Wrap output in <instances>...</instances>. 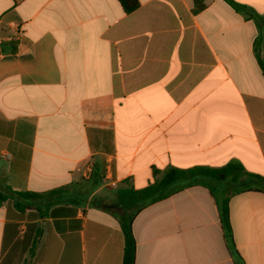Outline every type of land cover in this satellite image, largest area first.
I'll return each instance as SVG.
<instances>
[{
  "label": "crops",
  "instance_id": "0c3cea01",
  "mask_svg": "<svg viewBox=\"0 0 264 264\" xmlns=\"http://www.w3.org/2000/svg\"><path fill=\"white\" fill-rule=\"evenodd\" d=\"M233 1L257 18L224 0H0V264H122L101 190L231 161L264 177V0ZM229 218L241 264H264V193L231 196ZM131 230L135 264H235L201 183Z\"/></svg>",
  "mask_w": 264,
  "mask_h": 264
},
{
  "label": "trees",
  "instance_id": "16d2710c",
  "mask_svg": "<svg viewBox=\"0 0 264 264\" xmlns=\"http://www.w3.org/2000/svg\"><path fill=\"white\" fill-rule=\"evenodd\" d=\"M125 14H131L139 7L138 0H117ZM235 10L244 13L248 18H257L251 14L247 8L233 0H224ZM195 10H202L204 5L201 0H194ZM94 180V179H93ZM98 180H94L93 185H97ZM201 183L206 186L211 195L215 198L219 212V219L223 231V237L227 249L235 264H241V259L235 250L233 232L229 218V199L231 196L245 192L264 193V177L251 174L245 171L243 166L236 161H231L218 168L193 167L188 169L168 168L153 184L135 190L131 187L118 188L115 191V199L108 205L105 211L113 215L123 232L124 247L122 264H135V240L131 230V223L135 216L145 207L160 202L175 194L182 188ZM229 185L228 194L218 196L216 188L219 185ZM52 194V193H49ZM14 205L18 209L25 206L19 200H26L38 195L31 193H15ZM9 197L0 191V205L7 201ZM119 208V210L117 209ZM39 243V236L33 243V247Z\"/></svg>",
  "mask_w": 264,
  "mask_h": 264
},
{
  "label": "rangeland",
  "instance_id": "374dc122",
  "mask_svg": "<svg viewBox=\"0 0 264 264\" xmlns=\"http://www.w3.org/2000/svg\"><path fill=\"white\" fill-rule=\"evenodd\" d=\"M114 193L115 191L101 190L98 192L97 197L102 198V199H105V198L110 199L114 196Z\"/></svg>",
  "mask_w": 264,
  "mask_h": 264
},
{
  "label": "water",
  "instance_id": "95a60500",
  "mask_svg": "<svg viewBox=\"0 0 264 264\" xmlns=\"http://www.w3.org/2000/svg\"><path fill=\"white\" fill-rule=\"evenodd\" d=\"M100 208L105 209L107 208V205H105L103 202L100 203ZM119 210V208H117Z\"/></svg>",
  "mask_w": 264,
  "mask_h": 264
}]
</instances>
